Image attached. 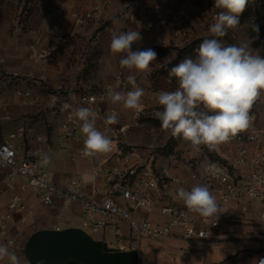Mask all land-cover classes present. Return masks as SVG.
Instances as JSON below:
<instances>
[{
    "label": "built area",
    "instance_id": "obj_1",
    "mask_svg": "<svg viewBox=\"0 0 264 264\" xmlns=\"http://www.w3.org/2000/svg\"><path fill=\"white\" fill-rule=\"evenodd\" d=\"M131 4L138 6L136 1ZM96 11L97 8H93L81 14L72 13L75 27L87 26ZM53 12L58 14L59 10L54 9ZM168 15L166 10H154L156 21L161 22ZM180 24V16L173 15L168 23L159 28L156 35L158 43L162 46L166 44L165 27H178ZM14 94L22 99L30 98L27 89H14ZM47 101L46 110L55 114L67 101L74 107H86L92 105L95 98L72 88L51 91ZM32 104V101L29 102V105ZM78 130L79 123L68 113L60 124L58 140L62 149L78 143L77 157L86 160L88 157L82 155L83 138L75 137ZM241 133L246 143L258 145L259 130L250 126ZM14 138V135L7 139L0 137V172L6 190L11 194L5 213L0 214V236L4 245L17 256L14 238L9 234L10 226L15 223L25 225L33 217L35 207L48 209L57 204L64 209L75 207L83 226L92 236L112 228L116 238L114 250L119 253L139 251L142 239L154 242L176 236L187 242L210 241L223 225L242 221L259 229V239L264 245V152L259 149L246 155L242 147H237L235 167L213 163L204 156L205 168L199 174L190 170L188 181L179 183L175 170L178 163L176 157H167L165 164H161L159 160L164 158L155 153L115 147L112 153L101 155L98 162H92L88 177L76 175L66 182H57L50 163H44L45 155L39 150L34 149L18 157L10 143ZM236 140H240L239 134L227 143L228 146ZM192 162L197 165L196 159ZM244 166L245 172L241 169ZM171 184H184L187 190L195 185L208 186L224 213L219 218H202L188 212L184 205L174 201L169 192ZM121 224L128 227L126 236L121 234ZM52 229L59 232L64 229V223L58 222ZM262 257L264 250L257 255V259ZM0 264H7V261H0Z\"/></svg>",
    "mask_w": 264,
    "mask_h": 264
},
{
    "label": "rangeland",
    "instance_id": "obj_2",
    "mask_svg": "<svg viewBox=\"0 0 264 264\" xmlns=\"http://www.w3.org/2000/svg\"><path fill=\"white\" fill-rule=\"evenodd\" d=\"M177 1L178 5L173 9L175 12L173 11L170 13H173L174 16H180L181 24L178 27L167 26L164 28L163 33L166 38V44L164 46L159 44L156 39L159 30L154 29V17L151 18L148 14L140 12L138 8L132 14H129V12H127L128 8H126V12L121 14L131 25L130 29L126 27H123V29L125 31H127V29L140 31L142 37L141 41L133 43L131 46L132 51L147 48H152L156 51L157 60L153 62L151 73L137 74L135 70H129L120 66L119 60L121 56H114L111 54L109 49L111 38L108 39V37L105 36L106 33L104 30L108 23L105 25L100 24L85 33L68 36L65 42L61 43L60 51L62 52L65 50L68 66H74L75 64L83 66L77 77L79 81L68 85L67 88L63 89H78V92L91 95L95 98V102L86 107H91L98 113L97 127L101 131L107 130L106 134L113 139L115 147L121 149L138 148L155 153L164 158L163 160H159V163L161 164H165L164 160L167 157H176L178 160L175 167V170H177L176 178L179 180V183H181L180 181L183 180L188 181L190 170L197 171L199 174L203 168H205L206 163L204 156H207L213 163L235 167L237 166V147H242L246 151V155H249L252 150L256 149L264 152V96L253 105L251 110V115L253 117L251 126L252 128L259 130V143L256 146H251L249 143H246L247 140H245L241 135L242 133H240V140H236V143H231L230 146H228L227 143L223 144L216 151H209L206 147L202 146L201 150L197 152L189 143L182 139L172 137L169 131L161 128L160 121L155 116V113L161 110L160 106L156 103V93L162 90H175V78H172L171 81L169 80V69L186 57L194 58L196 55L195 49L199 47L203 39L212 38L208 29L214 22V17L219 11L214 8V0ZM167 2H169V0H167ZM131 5L132 4H130V6ZM155 9L156 8L153 9V13ZM157 9L160 10V8ZM263 13L264 0H253L241 15V17L243 15L246 16L245 21L235 29H230L226 36L218 39L226 44H240L242 42L250 41L247 33ZM120 18V14L116 13L114 19L120 20ZM253 49L259 50V54L264 55V42L257 48ZM58 52L59 50L52 52L50 59L53 61L57 60ZM129 75L136 76V86L143 88L145 92V95L142 98V109L139 112L126 110L121 106L112 105L108 99V93L110 91H128L133 88V85L130 84L127 79ZM5 77V73H2L0 75V80L3 81V78ZM25 85L27 86V84ZM18 86L19 84L15 83L14 80H11L6 87H1H3L4 91H9V94L12 96V103L17 102L18 104H21L25 100L14 94V89ZM113 111L117 113V123L107 124V115ZM68 113H71V110L62 111L61 105L55 114L50 113L51 116L55 117V126H52L54 130L58 128V126L60 128L61 122L66 118V114ZM43 120H45V118H43ZM41 122H43L42 119ZM45 125L48 127L47 122H45ZM48 129L49 128H47V131ZM75 137L77 139L83 138L79 130L75 134ZM239 141H241L243 145H239ZM42 143L46 146H50L48 138L44 139ZM70 146L71 147L68 149H62L58 146L57 150H72L73 146H76L78 150L80 147L78 143L70 144ZM46 150L54 149L52 147H47ZM97 156L99 158L101 157V155ZM95 159L96 156L88 157L86 160H80V163H89L91 167L92 162H95ZM192 159H196L197 165H194ZM244 168L245 166L241 169L245 172ZM34 212L36 218L33 217L28 223L20 226L19 229L16 230L14 236L15 241L18 242L19 245L17 253L20 258V264H28L24 255V248L29 238L39 232L51 231L52 226L55 223H58L55 214L51 213L49 209L36 207L34 208ZM76 226L79 227V225ZM227 230L238 231L239 228L233 227L228 228ZM229 234L230 233L228 232V235ZM92 238L96 239V236L93 235ZM109 239L110 235L108 236V239H106L108 242L104 240L105 244L110 252L116 253L115 251H111L115 248L116 238L111 237V239ZM167 240L168 238L151 242L142 239L140 249L139 251H136L138 254V264H159L162 262L170 263V261H173L175 256H170L168 253L169 256H167L165 254L166 252L162 249L161 244L167 242ZM228 244V242H222L216 243L213 246L216 248V251H220L224 246H228ZM249 245L250 247L259 250L264 248L260 239L250 242ZM16 247H18L17 244ZM190 250L195 251L196 253L199 251L196 247H190ZM174 251L175 249L172 248L171 253Z\"/></svg>",
    "mask_w": 264,
    "mask_h": 264
},
{
    "label": "crops",
    "instance_id": "obj_3",
    "mask_svg": "<svg viewBox=\"0 0 264 264\" xmlns=\"http://www.w3.org/2000/svg\"><path fill=\"white\" fill-rule=\"evenodd\" d=\"M132 1H136L138 6H130ZM176 5H178L177 0H169V2L167 0H0V75L2 73L6 75L3 81L0 80V85L6 87L11 80H14L19 84L17 88L27 89L30 92L28 100L23 99L25 101L21 104L12 103L9 91H4L0 86V137L7 139L10 135L15 136L10 143L15 147L18 157L29 154L34 149L48 155L51 159L50 167L57 182H66L76 175L88 177L91 167L89 163H80L76 146H73L72 150H57L60 146L57 137L59 126L55 130L53 129L55 117L46 110L48 94L78 82L77 77L83 67L78 64L67 65L66 52L65 50L60 51L61 43L65 42L68 36L85 33L100 24L108 23L104 30L108 39L111 38V33L114 30H124L123 27L130 29V23L121 15L126 12V8H128L129 14L138 8L140 12L148 14L151 18L154 17V8L169 10V15L164 16L163 21H154V29L159 30L172 18L174 14L170 12L174 11ZM93 8H97V11L90 23L85 27L76 28L71 14L89 12ZM54 9H58L59 13L55 14ZM116 13L121 17L119 24L112 22ZM56 50H59L58 59L53 61L50 56ZM31 101L33 104L29 105ZM47 128L50 130L47 131ZM47 138L50 146L42 143ZM47 147H52L54 150L49 152L46 150ZM98 159L99 157L96 156L95 162H98ZM180 187L185 188V185L171 184L169 192L177 204L184 205L176 195V191ZM10 196L11 194L5 187L4 177L0 172V214L5 213ZM48 209L55 214L58 222L64 223V229H60L59 232L68 229L80 230L92 240L102 243H105L109 235L110 239L113 237V229L108 228L95 235L96 239H93L83 226L79 212L75 207L64 209L60 204H57ZM34 215L33 217L36 218ZM20 226L22 225L18 223L10 226L9 234L14 238V241L16 230ZM233 227L239 228V230H227ZM51 231L57 232L52 228ZM120 231L122 235L126 236L127 225L121 224ZM258 234L257 227L247 221H242L223 225L220 232L210 241L187 242L173 236L161 245L165 254L175 256V259L170 263L159 264H252L253 258H257V255L264 250V248L259 250L249 245L250 242L260 238ZM222 242L229 244L220 251H216L213 245ZM0 244H4L1 236ZM15 244L18 249V242L15 241ZM190 247H196L199 251L196 253L190 250ZM172 248L175 249V253H171Z\"/></svg>",
    "mask_w": 264,
    "mask_h": 264
},
{
    "label": "clouds",
    "instance_id": "obj_4",
    "mask_svg": "<svg viewBox=\"0 0 264 264\" xmlns=\"http://www.w3.org/2000/svg\"><path fill=\"white\" fill-rule=\"evenodd\" d=\"M253 0H214L219 10L209 26L212 38H205L195 49V57H186L168 71L171 81L175 78L176 88L156 93V103L161 110L155 113L162 129L174 138L189 143L195 151L206 147L216 151L229 143L252 124L253 105L264 96V55L251 47L252 41L240 44H226L220 39L230 29L240 24V17ZM119 24V19H113ZM252 31L259 27L252 25ZM142 40L140 31H112L109 49L112 55L121 56L122 68L135 70L137 74L151 73L157 53L152 48L132 51L133 43ZM133 88L128 91H110L108 99L112 105L139 112L142 109L144 89L136 86V76L129 75ZM62 111L71 110V117L79 123L83 137L84 157L107 155L113 152L115 144L107 130L97 127L98 113L91 107H74L65 102ZM107 124L117 123V113L110 112ZM44 163L51 162L49 156ZM211 167H215L212 165ZM177 198L188 212L202 218H219L224 213L216 196L206 185H195L190 190L180 187ZM0 261L20 264V258L9 247L0 244ZM43 264V262H41ZM252 264H264V257L253 258Z\"/></svg>",
    "mask_w": 264,
    "mask_h": 264
},
{
    "label": "water",
    "instance_id": "obj_5",
    "mask_svg": "<svg viewBox=\"0 0 264 264\" xmlns=\"http://www.w3.org/2000/svg\"><path fill=\"white\" fill-rule=\"evenodd\" d=\"M24 255L28 264H54L68 259L72 261L69 264H138L136 252H110L105 243L76 229L36 233L29 238Z\"/></svg>",
    "mask_w": 264,
    "mask_h": 264
},
{
    "label": "trees",
    "instance_id": "obj_6",
    "mask_svg": "<svg viewBox=\"0 0 264 264\" xmlns=\"http://www.w3.org/2000/svg\"><path fill=\"white\" fill-rule=\"evenodd\" d=\"M246 19V16L243 15L240 17V24H242ZM239 24V25H240ZM254 25H257L259 27L258 32H253L252 28L248 31L247 36L252 41V48H257L261 43L264 42V13L260 15L258 18V21L254 23ZM68 261H71L70 259L57 262L56 264H66ZM55 264V263H54Z\"/></svg>",
    "mask_w": 264,
    "mask_h": 264
},
{
    "label": "flooded vegetation",
    "instance_id": "obj_7",
    "mask_svg": "<svg viewBox=\"0 0 264 264\" xmlns=\"http://www.w3.org/2000/svg\"><path fill=\"white\" fill-rule=\"evenodd\" d=\"M70 262H72V261H68L66 264H69Z\"/></svg>",
    "mask_w": 264,
    "mask_h": 264
}]
</instances>
